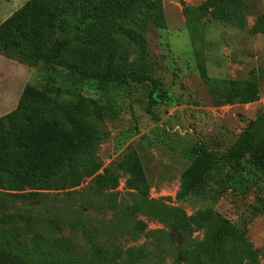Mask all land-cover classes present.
Returning <instances> with one entry per match:
<instances>
[{
	"label": "trees",
	"instance_id": "trees-1",
	"mask_svg": "<svg viewBox=\"0 0 264 264\" xmlns=\"http://www.w3.org/2000/svg\"><path fill=\"white\" fill-rule=\"evenodd\" d=\"M182 12L192 47L208 17L243 27L251 35L264 34V14L255 15L244 29L245 0H204L196 6L183 5ZM151 25L165 28L161 0H27L0 24V53L27 67L66 68L99 89L119 83L143 85L152 105L164 100L166 93L149 75L146 64L145 36ZM193 54L198 76L209 87L213 103L258 100L256 80L211 78L204 56L195 47ZM51 91L25 84L14 109L0 117V196L41 199L51 191L75 189L99 169L94 125L53 98ZM190 156L180 176L176 201L216 199L230 179L244 171L243 165L264 174V109L224 152L216 153L197 142ZM121 176L125 188L135 196L128 209L155 218L167 229L144 231L139 222L135 233L143 232L146 239L140 249L149 252L131 264H165L166 257L178 263L190 259L191 264H206L205 257L211 262L218 258L216 264L241 259L237 247L246 243L239 229L211 207L188 216L181 208L147 199L143 166L131 147L97 175L94 183L99 190L114 188ZM67 226L80 230L82 240L76 234L54 235ZM84 227L57 217L1 213L0 264H126L118 247L110 250L96 242V231ZM199 229H203L200 241L191 237ZM248 259H254L253 254Z\"/></svg>",
	"mask_w": 264,
	"mask_h": 264
},
{
	"label": "rangeland",
	"instance_id": "rangeland-1",
	"mask_svg": "<svg viewBox=\"0 0 264 264\" xmlns=\"http://www.w3.org/2000/svg\"><path fill=\"white\" fill-rule=\"evenodd\" d=\"M24 1L0 0V24L27 0ZM161 1L165 28L151 25L145 36L148 73L166 93V98L156 104L150 105L143 85L119 83L99 89L66 68L27 67L0 53V117L14 109L25 84L52 89L49 94L53 98L94 125L98 136L95 157L99 165L93 177L73 190L51 191L41 199L29 200L2 195L0 214H36L57 217L68 224L82 223L85 229L96 231V242L110 250L118 247L122 263L131 264L149 252L140 249L146 239L143 232L135 233L138 223L144 224V231L166 227L155 218L128 209L135 196L125 188L123 176L114 188L99 190L94 183L97 175L131 147L143 166L148 200L181 208L188 216L211 207L238 228L245 240L246 246L237 247L241 259L233 264H264V174L247 170L249 167L243 165L244 171L234 175L228 188L216 199L186 197L176 201L175 198L181 173L190 162L192 146L203 142L209 150L224 152L264 109V34L251 35L243 27L211 17L203 20V33L194 36L193 42L204 56L207 75L218 79L251 78L259 85V98L253 103L215 104L209 87L198 76L194 47L189 42L186 15L182 12L183 5L196 6L204 0ZM245 3L248 14L244 29L264 8L262 0ZM211 187L214 193L215 185ZM58 234L73 237L76 234L82 240L80 230L68 226L54 235ZM202 236L203 229L191 234L198 241ZM251 254L254 259L249 260ZM216 259L211 262L203 258L206 264H216ZM165 264H191V261L178 263L166 257Z\"/></svg>",
	"mask_w": 264,
	"mask_h": 264
},
{
	"label": "crops",
	"instance_id": "crops-1",
	"mask_svg": "<svg viewBox=\"0 0 264 264\" xmlns=\"http://www.w3.org/2000/svg\"><path fill=\"white\" fill-rule=\"evenodd\" d=\"M25 1H26V0H25ZM25 1H24V2H25ZM24 2H23V3H24ZM262 5L264 6V0H262ZM17 9H18V8H17ZM17 9H15V10H17ZM15 10H14V11H15ZM14 11H13V12H14ZM13 12H12V13H13ZM12 13H10V14L8 15V17H9ZM262 14H264V8H263V10H262ZM4 20H5V19H4ZM4 20H3V21H4ZM3 21H2V22H3ZM2 22H1V23H2ZM248 25H249V24H248ZM16 103H17V102H16ZM16 103H15V105H16ZM15 105H14V106H15Z\"/></svg>",
	"mask_w": 264,
	"mask_h": 264
}]
</instances>
